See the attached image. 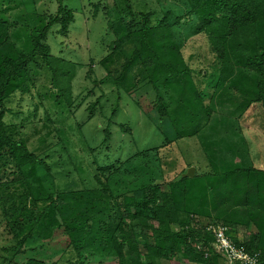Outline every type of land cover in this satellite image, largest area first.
<instances>
[{
  "label": "trees",
  "instance_id": "16d2710c",
  "mask_svg": "<svg viewBox=\"0 0 264 264\" xmlns=\"http://www.w3.org/2000/svg\"><path fill=\"white\" fill-rule=\"evenodd\" d=\"M15 1L0 0V217L15 242L3 250L15 258L24 255L46 217L53 216L65 236L59 260L30 257L22 264H60L68 251L76 257L71 264H227L207 231L220 224L237 247L258 253L264 264V170L254 166L240 124L252 106L264 109V0L114 4L109 20L114 40L99 64L117 87L136 68L141 73L136 82L152 88L155 125L164 142L147 150L158 152L193 138L209 163L196 168L193 178L184 177L185 170L173 180L118 194L111 186L119 184L115 176L141 151L103 166L94 162V184L86 186L72 159L54 162L53 152L29 150L21 126L8 122L14 115L43 121L38 111L45 98L36 87L46 73L52 77V102L71 107L77 65L53 54L48 44L53 27L67 33L75 21L64 0H56L54 15H32L28 26L23 22L26 31L33 24L24 40L10 33L15 24L6 16L20 6ZM196 38L204 44L200 51L188 44ZM44 114L45 124H56L47 110ZM109 129L103 145L111 139ZM70 182L84 187H63ZM241 231L246 240H239ZM15 258L2 264H19Z\"/></svg>",
  "mask_w": 264,
  "mask_h": 264
},
{
  "label": "rangeland",
  "instance_id": "374dc122",
  "mask_svg": "<svg viewBox=\"0 0 264 264\" xmlns=\"http://www.w3.org/2000/svg\"><path fill=\"white\" fill-rule=\"evenodd\" d=\"M22 1L23 4L16 0V4H20V6L12 9L6 16L10 23L15 24V27L10 29V33H19L24 40L25 34L32 33L33 24L29 25L32 27L26 31L23 22L28 26L32 15H54L58 11L59 4L56 0ZM167 2L171 1L167 0ZM115 3L118 5L121 0L63 1L64 6L73 10L75 21L68 27L67 33L58 32L60 26L53 27L48 36V44L53 54L77 64L75 78L72 82L73 104L68 108L52 102L53 89L49 82L52 77L46 73L40 76L39 80L37 79L36 87V92L45 98L42 99L44 109L40 108L38 111V115L43 121L36 122L37 116L33 119L34 121L28 122L29 117L17 119V116L14 115L8 118V122L21 126L19 128L20 136L27 140L29 150L39 154L44 152L47 155H52L50 153L53 152L52 161L54 162L64 159L68 164L72 159L79 168L81 178L86 186L94 184V162L97 166H103L141 151L139 156L131 160L129 165H126V168H123L115 176L114 180H119V184L113 183L111 186L118 194L119 191H128L135 186L148 184L155 180H159V182L173 180L185 170L184 174H186L191 167L195 170L196 168L202 169L209 163L204 160L203 152L197 140L193 138L184 139L158 152L147 150L164 142V136L155 125L156 113L152 111L155 94L152 88L143 81L136 82L137 77L141 74L140 69L136 68L129 72L122 85L117 87L112 76L109 77L104 67L99 64L101 59L108 55L111 42L114 40V36L109 31V20L114 19ZM136 4L137 1L134 0V5ZM22 18L24 19L22 20ZM188 44L197 48L198 51L202 50L204 45L200 38H196ZM190 50L188 49L187 53ZM93 104L94 109L91 111L90 106ZM45 110L49 112L50 118L56 124H45ZM253 114L257 118L253 125L255 129L261 130L260 126L264 124V109L259 105H254L248 116L251 117ZM244 116L241 118L240 124L242 121L241 131L242 135L246 137L245 132L250 117L244 118ZM54 127L60 132L68 153L58 143ZM108 127L112 136L103 145L104 130ZM126 127L130 128V131L123 132L122 129ZM49 130H51L50 137L45 138V134ZM44 140L47 142L43 145L42 141ZM54 144L55 146L49 148ZM256 146L261 153L264 152V143L261 146L256 144ZM79 183L70 182L63 187H84ZM1 220L0 217V264L4 263V259L12 260L13 258L14 260L15 258L12 252L3 250L14 246L15 242L7 234ZM57 222L58 220L53 216L46 217L33 242L26 245L28 252L16 256L15 260L19 264L24 263L30 257L44 258L49 262L59 260V253L65 245V236L57 231ZM238 238L246 240L247 235L241 231ZM41 246L44 248L38 252H31L33 248ZM75 259V255L68 251L61 258L60 264H71L75 262Z\"/></svg>",
  "mask_w": 264,
  "mask_h": 264
},
{
  "label": "built area",
  "instance_id": "2783aa9c",
  "mask_svg": "<svg viewBox=\"0 0 264 264\" xmlns=\"http://www.w3.org/2000/svg\"><path fill=\"white\" fill-rule=\"evenodd\" d=\"M214 236V249L222 255L227 264H261L258 253H250L244 247H237L229 229L223 225H210L207 228Z\"/></svg>",
  "mask_w": 264,
  "mask_h": 264
},
{
  "label": "crops",
  "instance_id": "0c3cea01",
  "mask_svg": "<svg viewBox=\"0 0 264 264\" xmlns=\"http://www.w3.org/2000/svg\"><path fill=\"white\" fill-rule=\"evenodd\" d=\"M251 111V109L245 114L244 118L248 116V113ZM251 115V114H249ZM250 117V116H248ZM250 121L247 122V131L245 134H247L246 141L248 143L249 152H250V158L252 162L254 163V166L260 170H264V152H260V149L256 146L258 144L259 146L263 145L264 143V124L260 126V129H255L253 123L254 121H257V118L254 116V114L248 118ZM243 125V122L241 121V126ZM243 127V126H242ZM261 153V154H260Z\"/></svg>",
  "mask_w": 264,
  "mask_h": 264
},
{
  "label": "water",
  "instance_id": "95a60500",
  "mask_svg": "<svg viewBox=\"0 0 264 264\" xmlns=\"http://www.w3.org/2000/svg\"><path fill=\"white\" fill-rule=\"evenodd\" d=\"M195 168L191 167L187 170V173L184 174V177L186 178H193L195 176Z\"/></svg>",
  "mask_w": 264,
  "mask_h": 264
}]
</instances>
